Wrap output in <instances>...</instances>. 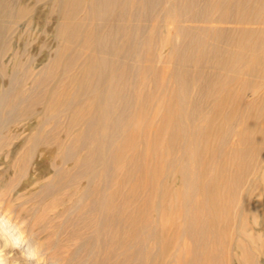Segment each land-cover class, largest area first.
Wrapping results in <instances>:
<instances>
[{"label":"bare ground","instance_id":"obj_1","mask_svg":"<svg viewBox=\"0 0 264 264\" xmlns=\"http://www.w3.org/2000/svg\"><path fill=\"white\" fill-rule=\"evenodd\" d=\"M32 1L55 18L39 67L9 40L34 5L0 0V264H98L111 156L146 195L107 264H264V0ZM43 150L53 173L33 178Z\"/></svg>","mask_w":264,"mask_h":264},{"label":"rangeland","instance_id":"obj_2","mask_svg":"<svg viewBox=\"0 0 264 264\" xmlns=\"http://www.w3.org/2000/svg\"><path fill=\"white\" fill-rule=\"evenodd\" d=\"M14 1L17 2L18 0H14ZM25 2L29 5L30 4L34 5L35 7L34 14L36 15H33L32 22L30 23H27L24 20L21 21L18 24L19 26H17L16 28V33H14L15 32L14 31L10 34L9 40L14 45V47L18 46V48L17 47L16 48L19 49L20 47H23L22 44H23L25 37L26 38L28 37L29 40L31 39L30 43L27 46V50L29 54L31 55L32 59L28 61V63H31L32 65L34 66L36 65L39 67L42 63L44 64L47 61L46 59L48 58V54L52 53L55 48L53 28H51V27H54L55 18L52 17L53 16L52 14H48L47 11L44 9V7L34 4L32 0H28V1L25 0ZM37 11L39 12L37 13ZM149 22L150 21L147 20L145 23L149 24ZM48 36L50 38H48ZM42 53L44 54L42 55ZM23 57L24 56H22V58ZM7 81H8L7 76L0 73V82L4 84V83H7ZM147 90H149V88ZM23 106L24 105H22V108L26 107V105L24 107ZM36 109L37 110L40 109L39 104L36 105ZM121 129L122 128L119 129V133H127V134H130V136L132 137L136 134V132H133L131 130L128 131L129 128L127 130L123 128L122 129L123 131ZM25 137L26 135H23V136L13 139V143L9 145L10 148H12L13 145H17L22 150L26 149L28 146V142L26 141ZM139 146L140 147L137 148L138 150H135V152L137 154L140 153V155L142 154L143 156L144 155V145L140 144ZM18 154L19 152H16L14 155L17 156ZM0 157H1V153H0ZM36 161L38 162L37 164H36ZM113 165H114L113 157L111 156V192H115V196L111 199V227L109 224H107V220L104 218V216H102L98 219L97 226L90 225V226H87L85 229V237H86L85 239L87 241V248L91 250L90 251L91 256L89 259L96 261L98 264H107V260L109 257H111V261H112L115 256H119L123 253L124 250L122 247H120V245L124 241L125 230H127L129 226V222H128L129 214L128 213L129 211H131V209H137V207L141 203L142 198H144L146 195V191L143 188H137V190L134 191L135 195H132L133 196L132 198L128 197V194L130 193V191L133 190V188H135V184H136L135 182L139 178L141 179V171L138 168H133L129 171H126L125 168H122L118 172L114 169ZM31 166L32 167L34 166L32 168L33 170L31 169ZM13 170H14L13 167H8L7 170H4L2 172V174L7 175L9 174V172L12 173ZM29 172L33 178L44 176L48 172H50L48 174L53 173L52 165H51V158L49 157V153L46 150H43L41 152L39 151L29 161ZM189 185L190 183L188 182L186 184H183V187L187 189ZM32 205L35 206V209L26 211L27 217H30V218L32 217L34 211H36L35 212V215H36L40 213V211L42 210V208H40L42 205L40 206L38 201H35ZM115 213L117 215L116 217L113 218V215ZM204 220H205L204 218L201 219V222H203ZM76 222L77 223H74V224L78 227L79 225L80 226L84 225L83 219H80V221L76 220ZM147 222H148L147 223L148 226H153V220L151 218L147 220ZM263 222H264V218H263ZM256 227H259V225H257ZM86 254L87 253H83L82 254L83 257H85ZM195 255H200V254L196 253ZM192 256L193 255L191 254H185V255H180L179 258L181 260H185V259L187 260V259H190Z\"/></svg>","mask_w":264,"mask_h":264}]
</instances>
